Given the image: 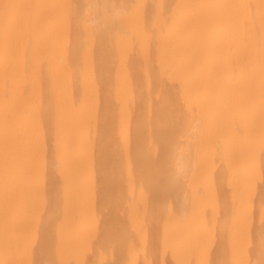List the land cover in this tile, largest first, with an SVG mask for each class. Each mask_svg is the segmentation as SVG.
Returning a JSON list of instances; mask_svg holds the SVG:
<instances>
[{"label": "bare ground", "instance_id": "6f19581e", "mask_svg": "<svg viewBox=\"0 0 264 264\" xmlns=\"http://www.w3.org/2000/svg\"><path fill=\"white\" fill-rule=\"evenodd\" d=\"M0 264H264V0H0Z\"/></svg>", "mask_w": 264, "mask_h": 264}]
</instances>
